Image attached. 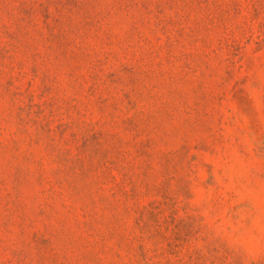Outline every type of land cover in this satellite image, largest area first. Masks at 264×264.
Listing matches in <instances>:
<instances>
[{"label":"rangeland","instance_id":"374dc122","mask_svg":"<svg viewBox=\"0 0 264 264\" xmlns=\"http://www.w3.org/2000/svg\"><path fill=\"white\" fill-rule=\"evenodd\" d=\"M0 264H264V0H0Z\"/></svg>","mask_w":264,"mask_h":264}]
</instances>
